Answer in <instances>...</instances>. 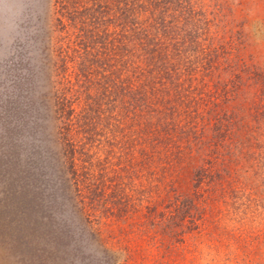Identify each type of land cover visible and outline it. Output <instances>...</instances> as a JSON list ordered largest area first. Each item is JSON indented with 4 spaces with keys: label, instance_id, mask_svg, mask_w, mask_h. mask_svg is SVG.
<instances>
[{
    "label": "trees",
    "instance_id": "16d2710c",
    "mask_svg": "<svg viewBox=\"0 0 264 264\" xmlns=\"http://www.w3.org/2000/svg\"><path fill=\"white\" fill-rule=\"evenodd\" d=\"M200 2L54 0L70 36L50 51L56 81L45 104L61 159L60 194L78 222L141 208L148 222H181L192 215L197 188L224 186L231 162L240 173L239 159L264 158V63L245 55L252 46L264 53V5L254 22L239 24L226 0L214 10ZM100 149L107 150L101 160ZM110 154L126 165L114 170ZM184 166L193 191L166 197L172 209L163 219L147 193L148 175L149 184H161ZM27 179L9 182L18 184L13 237L26 225L32 240H60L38 218L42 191Z\"/></svg>",
    "mask_w": 264,
    "mask_h": 264
},
{
    "label": "rangeland",
    "instance_id": "374dc122",
    "mask_svg": "<svg viewBox=\"0 0 264 264\" xmlns=\"http://www.w3.org/2000/svg\"><path fill=\"white\" fill-rule=\"evenodd\" d=\"M200 1L209 10L225 2ZM226 1L229 16L239 24L254 22L264 5V0ZM53 4L54 0H0V264H264V158L239 159L237 167L245 168L240 173L231 162L224 186L197 188L191 196L192 215L181 222H148L142 208L125 217L110 211L97 213L93 222L77 221L60 194L61 159L45 104L56 81L49 67L50 51L56 41V47L64 45L70 36V29L61 27L64 13ZM260 51L252 46L245 55L250 52L261 65ZM106 153L100 149L97 158ZM115 156L110 154L114 170L126 165L117 164ZM73 160L78 163L77 156ZM174 172L161 184H149L148 175L147 193L158 201L156 212L163 219L172 209L166 197L186 199L193 191L192 169L176 167ZM22 174L28 176V186L41 189L38 218L61 232L60 240L46 242L39 235L32 240L23 229L26 225H21L18 239L13 237L18 218L12 194L18 184L12 187L9 182ZM163 182L170 186L164 188ZM112 206L103 201L101 208Z\"/></svg>",
    "mask_w": 264,
    "mask_h": 264
}]
</instances>
